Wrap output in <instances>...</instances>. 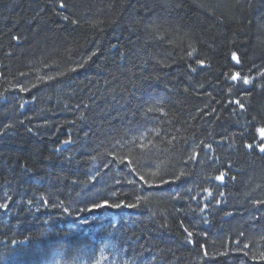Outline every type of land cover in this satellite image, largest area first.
<instances>
[{
  "label": "trees",
  "instance_id": "1",
  "mask_svg": "<svg viewBox=\"0 0 264 264\" xmlns=\"http://www.w3.org/2000/svg\"><path fill=\"white\" fill-rule=\"evenodd\" d=\"M261 146L264 0H0V264H264Z\"/></svg>",
  "mask_w": 264,
  "mask_h": 264
},
{
  "label": "snow or ice",
  "instance_id": "2",
  "mask_svg": "<svg viewBox=\"0 0 264 264\" xmlns=\"http://www.w3.org/2000/svg\"><path fill=\"white\" fill-rule=\"evenodd\" d=\"M60 7H64V5L61 4ZM189 55H191V53H190ZM232 59H233L234 61H236L237 63H239V59H238L236 53H233V54H232ZM201 65H203V62H201ZM231 79H232L233 81H239L240 79H242L243 84H245V85H247V84L250 83L249 78H247V77H241L239 73H235V74H233V75L231 76ZM237 103L240 104L239 101H237ZM240 107L243 108V104H240ZM151 111H153V109H151V108L148 109V112H151ZM145 115H147V112L145 113ZM70 142H71V141H67V140L64 141V143H66V144H67V143H70ZM247 147L251 148L252 145L249 144V145H247ZM260 151H261L262 153H264V146H261V147H260ZM114 159H115V157H114ZM120 162H123V161H120ZM129 170L131 171V168H130ZM132 174L135 175V173H132ZM223 176H224V174L221 173L219 176L216 177V179H217L218 181H221V182H222V181H223ZM140 179H141V180H144V177L141 176ZM129 183H134V181H131V180H130ZM0 207H4V206L0 205ZM102 207H109V208H120V207H124V208H133V207H135V205H133V204H128V203H116V204H110V203H108L106 200L103 201L102 203H95V202H93V208H102ZM65 213L67 214V210H66V209H65ZM82 222H83V223H87V218H83ZM188 235L191 236L192 234L189 232ZM191 242H192V241L189 240V243H191Z\"/></svg>",
  "mask_w": 264,
  "mask_h": 264
},
{
  "label": "rangeland",
  "instance_id": "3",
  "mask_svg": "<svg viewBox=\"0 0 264 264\" xmlns=\"http://www.w3.org/2000/svg\"><path fill=\"white\" fill-rule=\"evenodd\" d=\"M16 88H18V87H16ZM21 90V89H20ZM13 100H14V97L12 98ZM8 108H14L12 105L11 106H9ZM123 207H120V208H109V207H106V209H107V211H108V214H111V213H115V212H117V211H119V210H121Z\"/></svg>",
  "mask_w": 264,
  "mask_h": 264
}]
</instances>
